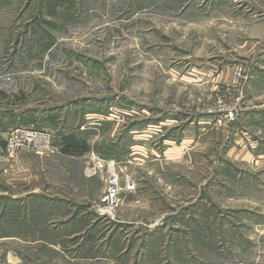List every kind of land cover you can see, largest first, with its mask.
Masks as SVG:
<instances>
[{"label":"rangeland","instance_id":"374dc122","mask_svg":"<svg viewBox=\"0 0 264 264\" xmlns=\"http://www.w3.org/2000/svg\"><path fill=\"white\" fill-rule=\"evenodd\" d=\"M260 6L0 0V114L57 115V135L79 134L90 147L15 162L0 151V264H66L49 245L60 242L72 259L86 253L90 229L89 241L116 235L114 247H136L131 259L148 250L150 264H264V112L258 124L246 119L263 66L249 19L264 17ZM220 102L232 118L216 113ZM113 165L119 205L100 222ZM67 211L92 214L85 235L62 232L55 214Z\"/></svg>","mask_w":264,"mask_h":264},{"label":"crops","instance_id":"0c3cea01","mask_svg":"<svg viewBox=\"0 0 264 264\" xmlns=\"http://www.w3.org/2000/svg\"><path fill=\"white\" fill-rule=\"evenodd\" d=\"M259 9L264 15V7L260 6ZM208 10L209 12H211L210 8ZM232 11L236 12V9L234 8ZM250 18L257 19V16L253 15L252 17L251 15L249 16V19ZM230 19L234 21L235 17H230ZM256 19L254 20L255 21L254 23H256L254 25V30H252V33L254 34L256 33V34L255 35L252 34L250 38L251 40H253V43H255V45L256 44L258 45L254 47L253 50L256 49V51L258 52V55H260V59H262L261 64L263 66H260L257 72L252 77L250 88L248 91V97L246 100L248 104L247 106L249 107V112H250L248 116H246V119L249 120V123L251 124H254L260 121V118L262 119L261 113L264 112V17H262V19H257V20ZM229 75H230V72H228V76ZM257 76L259 77V79H257L258 78ZM226 81H228V79ZM10 117L11 116L7 113L0 114V142L2 143V149L0 151L5 150V139H4L5 134L11 127L18 126V125H37V126L41 125L43 127H47L49 125L48 122H44L42 124L39 122H36L35 121L36 119L34 120L35 117L33 119H29V122L23 121L19 116L15 117V119L13 120L9 119ZM262 123H264L263 119H262ZM256 127H257L256 130H258L259 127L258 126ZM14 198H17V197H14ZM99 201L100 199L98 200V202ZM90 202L91 203H89V205L94 207L95 203H93L92 201ZM69 203H71V201ZM81 204L83 205V204H88V203H81ZM21 213H20L21 216L22 214L23 215L25 214V217L27 216V219L29 218L28 212L22 213V214ZM69 213L70 212L67 211V212H62V213L57 212V214H55V217H57L59 220L64 219L63 220L64 222L60 226V229L62 230V232H64V234H66L68 238H71V237L76 238L77 236L85 235V231H86L84 229L85 222L91 217L92 214L80 213L79 211L78 212L73 211V213H70V214ZM66 216H67V219L69 220L65 219ZM98 218L102 220V221L100 220V222L109 221L113 219V217L110 218V217H101V216H99ZM96 226L97 225H95V227ZM94 231L95 229H90V233H88V236L89 234H94ZM87 237L82 238L84 240L83 241L84 243L81 245V251H85L86 253H81L79 250L71 251L72 253L73 252L79 253L78 255L72 254L71 255L73 256L72 259L70 258L69 255H67L66 249L61 247L62 244L60 242L50 244L49 248L52 249L53 253H55L57 257L59 256L61 258L64 257L65 260L70 261V262L68 261V263L66 264H150L149 260L147 259L148 250L146 251V255L144 251L145 258L139 257V259H131V257L135 258L137 256L136 253L138 251L134 249L136 247L131 248V249H122L123 247L122 245H120L119 248L114 247V243H115L114 241L116 240V235L113 238H110L109 241L106 243H102V241L100 242L99 240L100 242V243L98 242L99 244L96 242V238L95 240H92L91 238L89 241ZM86 240H88V242H86ZM121 241L123 244L124 239L121 238ZM152 264H155V263H152Z\"/></svg>","mask_w":264,"mask_h":264},{"label":"built area","instance_id":"2783aa9c","mask_svg":"<svg viewBox=\"0 0 264 264\" xmlns=\"http://www.w3.org/2000/svg\"><path fill=\"white\" fill-rule=\"evenodd\" d=\"M235 71L238 72V75L236 74V84L239 85L242 79L240 73H242L243 69L237 68ZM215 111L216 113L224 115L226 112L225 102H220ZM225 115L227 118H232L229 116L233 114L230 113V115ZM29 118L33 119L34 117ZM22 120L29 122V119ZM34 120L41 124L48 122L49 125L47 127H43L41 125H18L11 127L6 132L4 139L5 153L8 161L15 162L18 157L25 152L40 155H49L51 153L58 152V135L50 128L52 125L54 126V124H52L50 120H48V117L45 116L41 119H39V117H35ZM121 189L120 175L117 172L115 165H113L109 168L105 189L100 198L99 205L97 206V212L101 215V217H113L115 209L119 205ZM126 189L131 191L134 189V185L127 183Z\"/></svg>","mask_w":264,"mask_h":264},{"label":"trees","instance_id":"16d2710c","mask_svg":"<svg viewBox=\"0 0 264 264\" xmlns=\"http://www.w3.org/2000/svg\"><path fill=\"white\" fill-rule=\"evenodd\" d=\"M55 6L56 5H54V7ZM96 112L97 111H94V113ZM45 117H48V120L56 127L59 125L58 123H60V118L57 115L46 114ZM58 135L57 143L62 155L68 157H82L89 153L90 147L83 136L76 133H66L62 129L58 131Z\"/></svg>","mask_w":264,"mask_h":264}]
</instances>
